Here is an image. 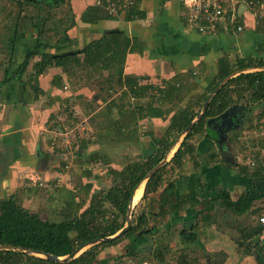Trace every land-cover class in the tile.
Listing matches in <instances>:
<instances>
[{"label": "crops", "instance_id": "0c3cea01", "mask_svg": "<svg viewBox=\"0 0 264 264\" xmlns=\"http://www.w3.org/2000/svg\"><path fill=\"white\" fill-rule=\"evenodd\" d=\"M68 1L76 21L74 27L68 31L69 37L74 41L72 50L84 48L89 41L100 38L107 31L120 30L131 39L133 52H129L126 56L123 76L132 80L136 78L133 88H172V86L179 88L180 85L183 88H192L190 91L184 90L189 97L198 95L211 88L217 81L220 58L227 59L228 66L234 65L238 58L250 59L255 63L256 67L234 71H240V73L232 75L230 79L242 73L264 71V27L255 21L258 17L255 11V14L251 13L252 11H246L250 14L242 13L244 28L241 31L230 28L229 30L221 29L215 33H200L195 26L187 24L186 9L178 0H134L135 3L131 8L136 14H132L129 19L127 18L129 10L110 16L103 9L104 12L98 15L97 22L93 24L83 23L80 18L88 7L103 6L105 0ZM30 34L34 35V32ZM28 35V33L25 34L24 38L17 43L12 70L29 53L35 36ZM6 61L7 58L0 64L2 68L0 80L4 74ZM258 63L262 65L257 67ZM31 73L30 65L22 83L12 80L0 89V180L8 179L12 171H18L12 168L16 162H20L23 166V170L18 171L14 189L8 190L0 186V198L16 195L23 207L52 221L69 219L72 215L82 213L90 205H95L96 210H101L99 205H104L107 210L104 217L98 218L99 223L113 218L117 211L105 200V196L117 182L113 180L109 170L120 171L139 157L145 158L154 153L158 142L164 138L170 117L156 119L144 117L136 124L138 128L136 137L134 134H128L125 142L116 143L115 141L122 137L116 134L114 139L112 137V143L101 144L108 141V138L98 133L105 130V128L101 130L102 123L98 120L107 115V112L106 108L102 112L99 111L107 102L99 101L100 108L95 102L90 103L92 98L94 101L98 99L95 96L97 91L93 88L103 87L98 83L99 80H79V76L77 79H72L64 74L60 67H52L40 75L38 82L34 84L35 82L30 80ZM101 74L105 76L104 73ZM58 76L61 80L57 83L61 84V87H57L53 81ZM124 86L123 84L122 88L125 90L127 87ZM73 88L76 91H73ZM127 93L125 99L121 100L122 96L118 99V101L121 100L125 115L121 118L119 109L115 108L112 110L111 118L121 119L127 125L134 127L137 113H131V108L137 100L132 99ZM153 93V89H147L138 102L145 107ZM244 96L246 97L239 98L229 106L222 113H225L224 117L220 119L227 124L239 122L238 126L233 128V132L231 130V133L226 134V130L221 127L212 128L207 125L208 129L206 128L202 134L193 135L190 138L189 144L193 147L190 158L184 159L180 167L174 168L172 172L167 166V172L162 175V182L155 191H152L153 185L143 196L147 179L141 181L134 189L129 199L124 227L127 223L128 211L130 223L136 218V212H144L147 220L150 221L149 226L157 225V229L150 237L143 236L135 241L136 237L133 235L129 239L124 238L116 244L109 245L102 244L104 241L88 243L82 248L79 247L80 249L77 248L78 252L70 260L96 247L94 251L98 253V259L105 260V264H126L129 261L128 258L132 257L126 255L127 248L130 243H133L131 250L139 257L137 256V261L132 264L142 261L156 264L153 259L141 255L143 252H150V255H153V252L160 251L158 245L155 248L147 246L153 237L165 238L168 234L170 235V232H172L171 235L173 232L179 234L178 228L191 229L200 220V215L208 212L212 220L200 223L195 227L194 232L206 228L207 232L202 237L198 236L200 249L207 254L218 253L215 263L225 264L229 258V251L224 247L223 240L230 233L227 232L228 226L222 224L226 228L222 229L221 225L218 227L217 221L221 218L224 223V217L233 219L232 216L236 215L221 208L219 198L223 192H227L230 199L234 201L241 193L250 190L251 184L246 174L251 170L244 168L250 166L247 164L249 159L252 158L254 161V165L250 167L264 166V98L258 101L253 100L249 104L248 96L246 94ZM175 102L180 101L176 99ZM72 103H76L74 106L76 105L79 112L82 110L86 115L87 105L94 106L95 111L87 117L100 116L99 119L97 116L95 118L97 119L95 132H87L88 136L84 133V136L76 137L70 152L67 154L62 150L57 151L60 154L58 157V153L54 151L55 138L52 132L59 130L63 122L59 123L51 117L57 108H65L67 104L72 105ZM167 106L169 103L164 104V107ZM236 108H239L238 115H231L230 109ZM255 109H259L258 112ZM211 119L213 118H209ZM65 120L68 119L65 118ZM245 121H249L250 128H245L247 127L244 126ZM52 124H55L54 128H50ZM148 132L152 133V136L147 135ZM183 132L171 134L169 137L168 140H174V142L165 154L164 164L170 161L180 146L186 135ZM83 137L93 140L94 143H91L86 152L78 155L77 146L80 138ZM243 160V163L240 162ZM33 181H38L41 185L38 182L32 184ZM170 181L174 183L176 200L186 195L193 196V199L185 203L187 205L181 211L173 215L167 212L163 217L149 214L148 207L157 209L159 204L157 199ZM40 187L44 189L39 190ZM137 189H141L140 197L134 200ZM166 194H171V191ZM203 201L208 202V207L204 209L198 206V203ZM156 209L154 212L157 213ZM245 215L247 213L237 216V219L240 220ZM120 221L118 218V222ZM116 234L109 238L116 237ZM234 252L240 253V250L235 247ZM180 255L184 256V254ZM66 256L58 258L64 260ZM38 257L43 258L39 254ZM176 258L177 256L173 259ZM235 259H238V255ZM251 260L255 264L252 257L244 256L237 264H252ZM164 262L165 260H161L160 264ZM177 262L173 261L174 264Z\"/></svg>", "mask_w": 264, "mask_h": 264}, {"label": "trees", "instance_id": "16d2710c", "mask_svg": "<svg viewBox=\"0 0 264 264\" xmlns=\"http://www.w3.org/2000/svg\"><path fill=\"white\" fill-rule=\"evenodd\" d=\"M9 1L10 3L16 4L18 10L14 13L12 26L7 27L10 28L11 33L9 32L10 36L8 37L6 46L7 61L3 77L0 80V89L12 80L22 83L23 77L27 73L30 65L32 73L29 76L30 80L35 82L34 84L38 82L40 75L52 67H60L64 74L70 76L69 78L77 79L79 76V80H99L98 83L102 84L103 87L99 88V92L95 96L101 102H107L106 98L111 97V100L107 102L105 107L107 115L105 114L100 119V115H97L98 121L102 123L101 130L105 128V130L98 133L104 135V138H108V141L102 142L101 144H107V142L112 143V137L114 139L116 134L122 136L115 141L116 143L125 142L128 134H134L136 137L138 130L136 124L144 117H148L149 119L170 117L164 138L158 142L154 153L145 158L139 157L135 162H130L120 171L109 170L113 176V180L117 182L105 196V200L117 211L113 215V218L109 220H102L100 223L98 221V218L101 216L104 217L107 211L104 205H99L101 210H96L95 205H90L85 211L75 216L72 215L69 219L52 221L42 218L39 214L33 213L23 207L21 202L17 200L16 195L0 198V245L63 257L89 242L103 239L119 232L124 227L126 211L132 192L145 176L163 160L165 154L174 142V140H168L171 134H180L186 129L200 113L208 94L219 82L230 76L234 71L256 66L252 60L241 58H238L234 65L228 66L227 59L220 58L218 60L217 81L205 92L192 97H189L184 91H190L192 88H183L180 85L179 88L173 86L172 88H133L136 78L132 80V78L123 76L126 56L129 52H133L131 39L123 31L114 30L104 32L100 38L89 41L84 48L72 50L71 47L74 41L69 37L68 31L74 27L76 21L68 0H52L51 4L55 8L64 4H67L69 7L67 10L69 17L67 16L64 21L51 22L52 27L48 24L49 20L54 18L51 10L40 8L41 6L46 7L49 4L45 3L46 0ZM31 5L36 7L33 11L27 9ZM103 7L104 5L88 7L82 14L80 20L83 23L90 24L97 22V17L103 11ZM252 11L251 13L254 14L255 12L259 13L258 9L255 12L254 9ZM128 12V19L132 14H136L133 8H130ZM255 21L261 24V27H264V16L256 17ZM239 23L243 25L242 20ZM31 32H34V35H31ZM27 33L29 34L28 36H35L34 41L30 46L29 53L12 70L17 43ZM258 64L259 66L257 67L262 65L261 63ZM101 73H104L105 76H101ZM60 80L61 77L59 76L53 80L57 87H61V84L57 83ZM123 84L127 87L125 90L122 88ZM147 89H153L154 93L151 95L149 103L143 107L138 101ZM73 91H76V89L73 88ZM112 93H117L118 97L112 98ZM126 93L132 99L137 100L131 108V113H137V118L134 120V127L127 125L121 119L113 120L111 118L112 110L115 108L119 109L118 112L121 118L125 115L126 112L124 113L122 111L124 109H122L123 105L120 101L125 99ZM245 94L248 96L249 104L253 100L258 101L264 98V71L242 73L225 83L218 93L211 98L201 118L186 133L170 161L157 169L147 179L143 196L149 192L151 186L154 185L152 191L157 189L162 182V175L167 172V166H169L168 169L172 172L174 168L177 169L180 167L184 159L190 158L193 152V147L189 144L190 138L193 135H200L205 131L209 118L221 115L239 98L246 97L244 96ZM119 96H122V98L120 97V101H118ZM176 99L180 102H175ZM94 102V98H92L90 103L93 104ZM165 103H169V106L164 107ZM67 107L70 108L71 105L67 104ZM93 111H95V107L87 105V114L93 113ZM60 113L58 111L53 114L51 119L56 120L57 115H60ZM95 120L97 121V119ZM54 125L52 124L50 128H54ZM147 135L152 136V133L148 132ZM91 143H94V141L84 137L80 138V143L77 146L78 155L86 152ZM244 168L251 170L246 174L251 184L250 190L241 193L234 201L230 199L227 192H223L219 198L220 207L236 216H241L246 213L255 215L261 210V208L255 206V203L260 200L264 201V166H245ZM168 191H171V194H166ZM174 193V183L170 181L163 189L161 196L157 199V203H159L157 209L149 206L147 212L155 216L161 215V217L166 212L173 215V213L179 210L181 211L187 205L185 203L193 199V196L186 195L176 200ZM198 204L203 209L208 207V202L206 201L199 202ZM155 209L158 211L157 213L154 212ZM145 215L144 212H136V218L131 220L130 225L121 235L104 241L102 244H116L118 241L124 238L129 239L133 235L136 237L135 241L143 236L150 237L153 231L157 229V225L155 224L150 227V221L147 220ZM118 218L121 220L120 222H118ZM211 220L210 213L201 214L200 220L196 222L195 226H192L191 229L183 228L179 231L178 235L184 243L198 244L199 237L194 232L195 227L199 226L202 222L206 223ZM263 232L264 225L259 223L257 219L254 225L242 228L239 238L233 240L237 249L241 251V248H243V255L252 257L255 264H264V244L261 243ZM166 240L167 243L165 242L166 245L162 251L153 252L154 259H157L159 264L163 256H166L167 252L170 251L168 244L173 241V238L172 236H168ZM133 245V243H130V246L127 248L128 251L126 252V255L132 256V259L135 256L136 258L137 256L139 257L136 252L131 250ZM95 248L88 249L82 255L66 263L49 261L22 252L0 250V264H105V260L98 259V253L94 251ZM164 249L165 251H163ZM176 260L178 261L177 264H199L194 258L190 259L189 257L188 259L187 256L183 255H180ZM126 264L131 263L127 262Z\"/></svg>", "mask_w": 264, "mask_h": 264}, {"label": "rangeland", "instance_id": "374dc122", "mask_svg": "<svg viewBox=\"0 0 264 264\" xmlns=\"http://www.w3.org/2000/svg\"><path fill=\"white\" fill-rule=\"evenodd\" d=\"M51 2H52V0L51 1L46 0L45 3H49V4H47L46 7L41 6L40 8L51 10L52 16L54 18L50 19L51 21L49 20L48 24H49V26L52 27L53 25L51 22H53V21L56 22L59 20L64 21V19L67 16L69 17V13H67V10L69 7L67 4H64L58 8L57 7L55 8L51 4ZM34 8H36V7H34L33 5L27 7V9H30V11H33ZM17 10H18V8H17L16 4L10 3L9 0H0V64H1V62H3L5 60V58H7L6 46H7L8 37L10 36V33H11L10 28H7V27L12 26L14 13H16ZM258 11H259L258 16H264V9L258 10ZM246 13L250 14L248 12H246ZM249 18H250V16H249ZM248 20H250V19H248ZM1 72H2V68L0 65V75H1ZM72 79H74V78H72ZM93 89L96 90L97 92H99V88H93ZM90 93H91L90 94V96H91L92 91ZM117 96H118L117 93H115V94L112 93V97L116 98ZM106 99L108 102L109 100H111V97L106 98ZM95 103H96V106L100 108L101 104H99V99H97V101H95ZM74 104H76V103H74ZM74 104L72 103V105H71L72 108L71 107L70 108L65 107V109L64 108H60V109L57 108L54 111L55 113H57L58 111L61 112L60 115H57V117H56L57 119L55 121H58L59 123L63 122V125H61V128H59V130L53 129L54 131L52 132V134L55 138L54 139V142H55L54 151L56 153H58V152H60V150H62L68 154L72 148L73 142L75 141L76 137L81 136L84 133H85L84 134L85 136H88L87 132H95V130H96V123H95L96 120L93 118H96L97 115L87 117L88 114L87 115L84 114L82 112V110H80L81 112H79V109H77L75 107L76 105L74 106ZM105 107H106V105H103L100 108L101 110L99 112H102V110H104ZM237 109H239V108H236L233 111H235ZM255 110H256V112H258L259 109L258 110L255 109ZM233 111L230 109L229 113H232ZM250 117H251V115L249 116V118ZM65 118H68V120H65ZM250 120H252V118ZM240 123H242V122H240ZM249 125H250L249 121H245L244 126H247L245 128H250ZM239 128H240V126H239ZM231 130L233 132V129L231 128L229 130H226L225 133L226 134L231 133ZM58 157H60L59 153H58ZM240 162L243 163L244 160L240 161ZM38 183H40V182H38ZM42 188L43 187H40L39 190H41ZM40 193H41V191H40ZM26 198H29V197H26ZM255 206H258L259 208H261V210L259 212H257L255 215L251 214V213H247V215L242 216L240 218V220L237 219L238 218L237 216H232L233 219H227L226 217H224L225 221H224V223H222L221 218H218V221H217L218 227L220 225L222 226V224L224 226L226 225V226H228L227 232L230 233V235L225 240H223V244L225 245L224 247L227 248L229 251V253H228L229 258L225 264H237L238 261L241 260L242 257H244V255L242 253L243 248H241L240 253L234 252L235 247H237V246L233 243V240L239 238V236L241 235L240 230L242 228L254 225L256 223L258 217L261 216L262 214H264V201L263 200L257 201L255 203ZM228 218H230V217H228ZM224 226H222V229L224 228ZM224 229H226V228H224ZM179 230L180 229L178 228V232H179ZM206 232H207L206 228H202V229H198V231L196 233L198 234V236L202 237V235H204ZM171 233L172 232H170V235L168 234L167 237L172 236L173 241L170 243L172 245L168 244L171 247H169L170 251L167 252L166 256H163L162 261L165 260V262L163 264H174L173 261H177L176 259L179 258L180 254H184V256H187L188 259H189V257H190V259L196 258L195 260L199 264H207L206 260L208 258H211V259H209L210 264H213V263L216 264L215 262H217L216 259H218V257H217L218 253L212 252V253L207 254L202 249H200V247H201L200 243H198L199 245L197 243H184L182 241V239L179 237L178 233L173 232V235H171ZM261 240H263V242H264V233L261 236ZM166 241H167L166 237L162 238L161 236H156L155 238L153 237L152 241H150V244L147 246L150 248L151 247L155 248L156 245L165 247ZM175 244H176V246H174ZM162 247H159V249L162 250ZM140 249H142V247ZM79 254L80 253H78V255ZM206 254L209 255V257H207ZM141 255H144V257H148L150 259H153V261L156 262V264H159L158 260L154 259L153 255H150V252H143V253H141ZM237 255H238V259H235V256H237ZM34 256L38 257V255H34ZM176 256H177V258L174 260L173 258H175ZM239 257H241V258H239ZM128 260H126V261H128V263H131V264L137 261L136 257H134L133 259L128 258ZM251 263L253 264L252 260H251Z\"/></svg>", "mask_w": 264, "mask_h": 264}, {"label": "built area", "instance_id": "2783aa9c", "mask_svg": "<svg viewBox=\"0 0 264 264\" xmlns=\"http://www.w3.org/2000/svg\"><path fill=\"white\" fill-rule=\"evenodd\" d=\"M186 9L187 24L193 25L200 33H215L219 30L241 31L244 26L239 22L242 20L238 14V6L244 5L246 11L263 10L264 0H178ZM134 0H105L104 10L110 16H116L122 11L129 10ZM255 7V8H254ZM252 9V10H251ZM253 12V11H252ZM65 134V133H64ZM247 164L254 165L253 159ZM38 181L31 182L32 184ZM41 185V183H39ZM259 223L264 225V215L258 218ZM135 264H148L146 261Z\"/></svg>", "mask_w": 264, "mask_h": 264}, {"label": "water", "instance_id": "95a60500", "mask_svg": "<svg viewBox=\"0 0 264 264\" xmlns=\"http://www.w3.org/2000/svg\"><path fill=\"white\" fill-rule=\"evenodd\" d=\"M245 6L244 5H239L238 6V14L240 15L243 11H244V8ZM237 73H240V71H238V72H234L233 74H231L230 76H228V77H226L220 84H219V86L217 87V88H215L214 90H213V92H211L210 93V95L208 96V98H207V100L205 101V103H204V105H203V107H202V109H201V111H200V113L196 116V118L186 127V129L184 130V132L183 133H187L191 128H192V126L195 124V122L197 121V120H199L200 118H201V116L203 115V113L205 112V110H206V108H207V106H208V104H209V101H210V99H211V97H213L218 91H219V89L221 88V86L225 83V82H227L229 79H230V77L232 76V75H235V74H237ZM224 115H225V113L224 114H222V115H220V116H217L216 118H213V119H211V120H208V122H207V125H210V124H213V122L214 123H216V122H218L221 118H223L224 117ZM220 125H222V123H220ZM164 163H165V158L156 166V167H154L146 176H145V178L143 179V180H145V179H148L157 169H159L161 166H163L164 165ZM142 180V181H143ZM130 201V200H129ZM129 215H130V213H129V211H128V214H127V223H126V226L124 227V228H122V230H120V232H118V234H116V236H119V235H121L127 228H128V226H129V223H130V218H129ZM109 239H111V238H109V237H107V238H103V239H97V240H94V241H92V242H89V243H95V242H98V241H108ZM263 244H264V242H262ZM83 246H85V245H83ZM83 246H81V248L83 247ZM80 249V248H79ZM0 250H10V251H16V252H22V253H26V254H30V255H35V254H39V255H41L44 259H47V260H49V261H55V262H67L68 260H70L77 252H78V249L77 250H75L74 252H72L71 254H69L68 256H66L65 258H64V260H60L58 257H56V256H54V255H49V254H44V253H36V252H34V251H32V250H26V249H22V248H18V247H12V246H5V245H0ZM207 263L209 264V259H207Z\"/></svg>", "mask_w": 264, "mask_h": 264}, {"label": "clouds", "instance_id": "9594fccd", "mask_svg": "<svg viewBox=\"0 0 264 264\" xmlns=\"http://www.w3.org/2000/svg\"><path fill=\"white\" fill-rule=\"evenodd\" d=\"M13 169H16L18 171L23 170V166L21 165L20 162H16L15 164L12 165ZM18 171H12L11 177L8 179L0 180V186H3L7 188L8 190H12L16 186V180L18 176Z\"/></svg>", "mask_w": 264, "mask_h": 264}, {"label": "flooded vegetation", "instance_id": "af4514ba", "mask_svg": "<svg viewBox=\"0 0 264 264\" xmlns=\"http://www.w3.org/2000/svg\"><path fill=\"white\" fill-rule=\"evenodd\" d=\"M233 111V110H232ZM239 111L238 110H235V111H233L231 114L232 115H238L237 113H238ZM220 123H222V125H220ZM238 124H239V122H237L236 124H227V123H225L224 121H221V120H219L218 122H216V123H213V124H210L209 126H211L212 128H215V127H217V128H219V127H221L222 129H224V130H229V129H233V128H235L236 126H238ZM214 126V127H213Z\"/></svg>", "mask_w": 264, "mask_h": 264}, {"label": "bare ground", "instance_id": "6f19581e", "mask_svg": "<svg viewBox=\"0 0 264 264\" xmlns=\"http://www.w3.org/2000/svg\"><path fill=\"white\" fill-rule=\"evenodd\" d=\"M137 192L134 195V200H137L140 197L141 189H137Z\"/></svg>", "mask_w": 264, "mask_h": 264}]
</instances>
